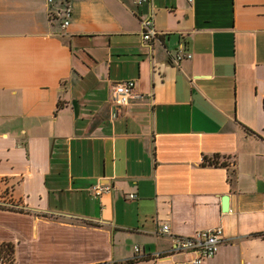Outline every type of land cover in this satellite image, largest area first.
<instances>
[{
    "label": "crops",
    "instance_id": "obj_1",
    "mask_svg": "<svg viewBox=\"0 0 264 264\" xmlns=\"http://www.w3.org/2000/svg\"><path fill=\"white\" fill-rule=\"evenodd\" d=\"M0 190L14 264H264V0H0Z\"/></svg>",
    "mask_w": 264,
    "mask_h": 264
},
{
    "label": "built area",
    "instance_id": "obj_2",
    "mask_svg": "<svg viewBox=\"0 0 264 264\" xmlns=\"http://www.w3.org/2000/svg\"><path fill=\"white\" fill-rule=\"evenodd\" d=\"M51 1V0H49ZM147 0H136L137 4H140ZM71 9L67 4L63 10V20L61 22L62 27H66L69 23V15ZM140 31L144 40H151L158 35L156 29L154 17L152 14H148L140 18ZM192 54L185 51L182 46L172 56L173 63L178 64L180 60L184 58H190ZM135 81L133 79H125L113 84L111 91V99L117 106L126 105L133 97H137L134 93ZM8 189H5V191ZM97 193L101 191L109 190L108 187L95 188ZM129 198H135L134 193L128 194ZM0 208L10 210H23L24 206L17 197L12 193L4 192L0 190ZM161 233H168L170 231L169 223H163L160 226ZM225 235L221 227H213L208 229L197 230L191 235L177 236L170 250L166 254L170 253H186L190 254V258L187 260V264H203L204 261L213 257L219 249V246L223 244ZM135 252H140V247L134 245ZM155 257L162 256L159 253L154 254ZM0 264H6L0 258Z\"/></svg>",
    "mask_w": 264,
    "mask_h": 264
},
{
    "label": "trees",
    "instance_id": "obj_3",
    "mask_svg": "<svg viewBox=\"0 0 264 264\" xmlns=\"http://www.w3.org/2000/svg\"><path fill=\"white\" fill-rule=\"evenodd\" d=\"M207 161L212 164H217L216 158ZM13 253H14V246L12 243L0 244V258L2 259L3 262H5L6 264H14Z\"/></svg>",
    "mask_w": 264,
    "mask_h": 264
}]
</instances>
